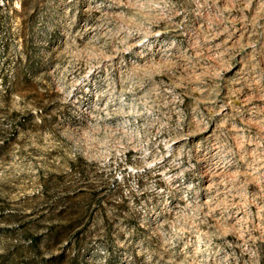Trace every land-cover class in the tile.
<instances>
[{"label":"rangeland","instance_id":"obj_1","mask_svg":"<svg viewBox=\"0 0 264 264\" xmlns=\"http://www.w3.org/2000/svg\"><path fill=\"white\" fill-rule=\"evenodd\" d=\"M0 264H264V0H0Z\"/></svg>","mask_w":264,"mask_h":264}]
</instances>
